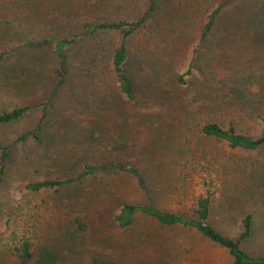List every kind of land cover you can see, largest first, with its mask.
<instances>
[{
  "label": "rangeland",
  "instance_id": "rangeland-1",
  "mask_svg": "<svg viewBox=\"0 0 264 264\" xmlns=\"http://www.w3.org/2000/svg\"><path fill=\"white\" fill-rule=\"evenodd\" d=\"M148 8L149 0H0V114L40 104L0 126L9 152L0 165V264H17L22 241L28 264H232L195 231L142 213L119 228L122 206L146 202L119 166L138 170L155 208L186 218L209 191L208 223L231 238L251 215L242 248L264 258V145L232 149L201 131L215 123L256 138L264 129V0H158L125 41L128 99L111 66L121 32L83 35L82 25L134 23ZM75 35L58 87L53 46L33 45Z\"/></svg>",
  "mask_w": 264,
  "mask_h": 264
},
{
  "label": "trees",
  "instance_id": "trees-1",
  "mask_svg": "<svg viewBox=\"0 0 264 264\" xmlns=\"http://www.w3.org/2000/svg\"><path fill=\"white\" fill-rule=\"evenodd\" d=\"M158 0H149V8L145 17H142L137 22L128 23L125 21H120L114 24H95V23H84L82 25V34L83 35H92L98 30H117L121 32V43L116 47L113 57H112V72L114 74L117 85L120 89L122 95L126 98L131 99L132 97V86L131 82L126 74L125 67L127 61V50L125 41L126 39L137 30L146 20V16L150 15L151 12L156 7ZM220 8V7H219ZM217 12H213L210 17V21L205 25V32L210 29L212 24L213 17ZM77 35L73 37L66 36L64 38H50L44 39L41 42H38L33 45L34 48L52 45L53 53L58 60V87L64 82V75L66 72V61L64 56V50L73 45ZM3 55H0V62ZM179 81H183L182 77L179 78ZM40 104L25 105L22 107L11 109L7 112H2L0 114V126L6 125L13 121L20 119L24 114L39 110ZM44 114V109L42 108ZM264 122V118L262 119ZM38 130V129H37ZM33 131V138L37 139L35 132ZM202 133L210 138L216 140L225 141L228 146L232 149H242V150H255L260 146L264 145V129L259 133L258 137L253 138L250 136L242 135L237 133L234 128L229 127L224 129L215 123L204 124L201 128ZM88 134V133H87ZM27 133H24L19 140H25L27 138ZM9 152L7 147L0 146V157H1V166L3 165L4 160L8 157ZM119 170H123L131 174L139 185L140 189L144 191L146 195V202L144 205L136 206L127 204L121 207L119 212L114 215V222H116L119 228H126L132 224L133 217L136 213H142L145 216H148L152 220L158 222L160 225L167 227H174L183 229L188 232L195 231L200 234L208 242L215 244L228 252L232 260V264H264V258L261 256H251L242 248V241L246 240L251 234L252 227V216L247 214L242 220V231L238 234V237L231 238L222 232L215 229L208 223L209 213H210V203L212 194L209 191H206L203 196H201L196 201V217L194 219L186 218L181 215L161 211L155 208L150 200V197L147 195V190L145 182L140 176L138 170L133 166H119ZM92 168H88V171H92ZM73 182L72 179L67 180H45L42 182L31 183L26 186L30 191L37 192L39 190L45 189H54L70 185ZM32 255L30 252V245L27 241H22L20 246L17 249L16 253V263L17 264H28ZM94 264H109L107 262H100L97 260L93 261Z\"/></svg>",
  "mask_w": 264,
  "mask_h": 264
}]
</instances>
